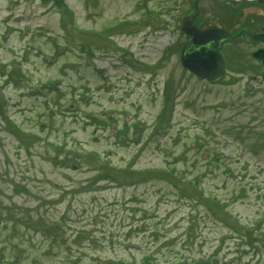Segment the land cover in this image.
Returning <instances> with one entry per match:
<instances>
[{
	"label": "rangeland",
	"instance_id": "rangeland-1",
	"mask_svg": "<svg viewBox=\"0 0 264 264\" xmlns=\"http://www.w3.org/2000/svg\"><path fill=\"white\" fill-rule=\"evenodd\" d=\"M55 1L0 0V264H264L247 6ZM186 15L237 37L218 83L180 64Z\"/></svg>",
	"mask_w": 264,
	"mask_h": 264
},
{
	"label": "water",
	"instance_id": "water-1",
	"mask_svg": "<svg viewBox=\"0 0 264 264\" xmlns=\"http://www.w3.org/2000/svg\"><path fill=\"white\" fill-rule=\"evenodd\" d=\"M182 31L191 37V41L182 51L181 65L199 79L218 82L223 77V64L218 49L230 35L217 29L200 31L186 18L182 22ZM254 57L263 60L261 53H256Z\"/></svg>",
	"mask_w": 264,
	"mask_h": 264
},
{
	"label": "flooded vegetation",
	"instance_id": "flooded-vegetation-1",
	"mask_svg": "<svg viewBox=\"0 0 264 264\" xmlns=\"http://www.w3.org/2000/svg\"><path fill=\"white\" fill-rule=\"evenodd\" d=\"M242 1L240 0V5L247 6L246 36L247 46H250V50L247 52V68L251 67L257 70L247 73V76H255L254 80H261L264 83V62L253 58V54L257 51H262L264 55V0H247L245 3ZM224 70L227 75L226 65Z\"/></svg>",
	"mask_w": 264,
	"mask_h": 264
},
{
	"label": "trees",
	"instance_id": "trees-1",
	"mask_svg": "<svg viewBox=\"0 0 264 264\" xmlns=\"http://www.w3.org/2000/svg\"><path fill=\"white\" fill-rule=\"evenodd\" d=\"M56 5L58 6L59 9H61L64 13H66L65 15H69L70 13L65 9L64 4L62 3L61 0H56L55 1ZM195 6H193L194 9ZM166 102H168V100H166ZM166 108H164L163 113H165ZM160 120V117H159ZM106 168V167H105ZM107 169V168H106ZM152 173H155L154 171H147L145 172L144 175H152ZM163 175H167L166 172H161ZM158 173V174H161ZM206 201H208L212 206L217 207L218 209H220L221 211H224V206L220 205L217 200L215 199H211V198H207ZM218 213V212H217ZM263 239H264V235H263Z\"/></svg>",
	"mask_w": 264,
	"mask_h": 264
}]
</instances>
